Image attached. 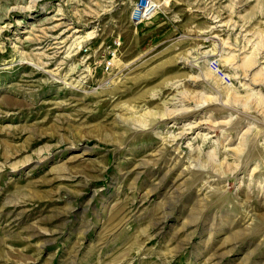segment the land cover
Masks as SVG:
<instances>
[{
  "label": "rangeland",
  "instance_id": "1",
  "mask_svg": "<svg viewBox=\"0 0 264 264\" xmlns=\"http://www.w3.org/2000/svg\"><path fill=\"white\" fill-rule=\"evenodd\" d=\"M134 1L0 0V264H264V0Z\"/></svg>",
  "mask_w": 264,
  "mask_h": 264
},
{
  "label": "built area",
  "instance_id": "2",
  "mask_svg": "<svg viewBox=\"0 0 264 264\" xmlns=\"http://www.w3.org/2000/svg\"><path fill=\"white\" fill-rule=\"evenodd\" d=\"M162 4L163 3H158L156 0H135L132 4L130 12V20L132 24L138 26L147 22L160 12L161 7L163 6ZM121 47L122 41L121 38L118 37L113 41L111 45L110 65L114 64V60L117 58Z\"/></svg>",
  "mask_w": 264,
  "mask_h": 264
},
{
  "label": "bare ground",
  "instance_id": "3",
  "mask_svg": "<svg viewBox=\"0 0 264 264\" xmlns=\"http://www.w3.org/2000/svg\"><path fill=\"white\" fill-rule=\"evenodd\" d=\"M32 2V1H31ZM164 3V2H163ZM31 6V5H30ZM30 6H29V8H30ZM75 32H80V31H75ZM77 40H79V42H78V44L79 43H86V42H88L89 40H91V39H94L95 38V31H90V32H87V33H85V35H80V36H77V37H75ZM62 42V41H61ZM76 42V41H75ZM77 44V43H76ZM256 48V47H255ZM74 49H76V48H74ZM259 49V48H258ZM257 51V50H256ZM252 52V51H251ZM250 52V53H251ZM258 53V52H257ZM252 55H254V54H252ZM245 56V57H243L242 58V63H241V68H243L244 70H245V72H248V71H250L252 68H253V66L256 64V57H254V56ZM206 56V55H205ZM234 57L233 56H230L229 58H227L226 59V61H233L234 59H233ZM205 62H206V59H205ZM227 62V63H228ZM208 63V62H207ZM236 63V62H235ZM235 65V64H234ZM235 69V68H234ZM45 72V71H44ZM258 75V74H257ZM264 76V75H263ZM263 80V79H262ZM254 82H256V81H261V79L260 78H256V79H254L253 80ZM174 87V86H173ZM251 95V94H250ZM233 96H234V93H233ZM183 97V96H182ZM187 97V96H186ZM251 97V96H250ZM234 98V97H233ZM184 99V98H183ZM242 99V98H241ZM247 99V98H246ZM249 99H252V98H249ZM255 99V98H254ZM185 100V99H184ZM235 101H236V99H234ZM248 100V99H247ZM188 101V100H187ZM238 101V100H237ZM252 101V100H251ZM250 101V102H251ZM257 101H255V103H256ZM259 102V101H258ZM167 104V103H166ZM262 105H264V104H262ZM259 106V105H258ZM260 108V107H259ZM264 110V109H263ZM179 112H180V109L178 110ZM177 111V112H178ZM175 112V111H174ZM176 114V113H175ZM180 114V113H179ZM182 114V113H181ZM147 115H148V112H147ZM164 115H167L166 113H164ZM164 115H162V116H164ZM174 116V115H173ZM177 118V117H176ZM185 128V127H184ZM187 128H190V127H187ZM194 128H195V125H194ZM192 129V128H191ZM190 132V131H189ZM245 132V131H244ZM184 136V135H183ZM176 137L177 136H174V138H175V140H176ZM172 138V137H171ZM174 138H172L173 140H174ZM178 139V138H177ZM167 140V139H166ZM173 140H169V141H173ZM174 140V141H175ZM168 141V140H167ZM213 153V152H212ZM198 157V156H197ZM191 159V158H190ZM195 159H197V158H195ZM197 161V160H196ZM228 165V164H227ZM195 168V167H194ZM241 186V185H240ZM250 192V191H249ZM248 196V195H247ZM247 199V198H246Z\"/></svg>",
  "mask_w": 264,
  "mask_h": 264
}]
</instances>
